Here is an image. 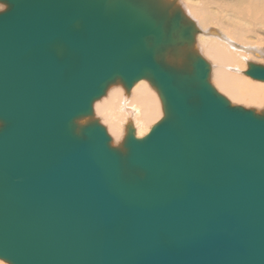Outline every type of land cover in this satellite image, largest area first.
Returning a JSON list of instances; mask_svg holds the SVG:
<instances>
[{
	"label": "water",
	"instance_id": "1",
	"mask_svg": "<svg viewBox=\"0 0 264 264\" xmlns=\"http://www.w3.org/2000/svg\"><path fill=\"white\" fill-rule=\"evenodd\" d=\"M0 2V259L264 264V111L209 82L177 0ZM140 79L163 110L145 135L79 122Z\"/></svg>",
	"mask_w": 264,
	"mask_h": 264
},
{
	"label": "bare ground",
	"instance_id": "2",
	"mask_svg": "<svg viewBox=\"0 0 264 264\" xmlns=\"http://www.w3.org/2000/svg\"><path fill=\"white\" fill-rule=\"evenodd\" d=\"M176 3L195 24L191 50L208 62V79L213 87L229 102H243L250 108L256 107L257 112L263 111L264 81L249 77L245 71L249 63H263L259 57L264 58V0H177ZM242 69L248 77L240 75ZM162 115L157 91L148 81L140 79L128 90L120 82L109 85L105 94L93 103L92 117L79 122L97 119L105 126L111 144L120 146L128 126L136 137H142Z\"/></svg>",
	"mask_w": 264,
	"mask_h": 264
},
{
	"label": "rangeland",
	"instance_id": "3",
	"mask_svg": "<svg viewBox=\"0 0 264 264\" xmlns=\"http://www.w3.org/2000/svg\"><path fill=\"white\" fill-rule=\"evenodd\" d=\"M1 5H3L4 6V4L3 3H0ZM5 8V7H4ZM260 59H261V62H263V63H259L260 61H258V62H255V63H258V64H264V58L262 57H259ZM258 58V59H259ZM243 70L244 69H242V71H241V73H240V75H242V76H244V77H248V76H246L245 74H244V72H243ZM232 101H230V103H231ZM231 104H233V105H240V106H243V107H245V108H250V107H248V106H250V105H246L245 103H243V102H232ZM251 107H253L255 110L257 109L256 107H254L253 105H251ZM262 108V107H261ZM263 111H264V109H263ZM0 261H3V260H0ZM4 263H5V261H3ZM7 263V262H6ZM5 263V264H6ZM9 264V263H8Z\"/></svg>",
	"mask_w": 264,
	"mask_h": 264
},
{
	"label": "snow or ice",
	"instance_id": "4",
	"mask_svg": "<svg viewBox=\"0 0 264 264\" xmlns=\"http://www.w3.org/2000/svg\"><path fill=\"white\" fill-rule=\"evenodd\" d=\"M4 9H3V6L2 5H0V11H3Z\"/></svg>",
	"mask_w": 264,
	"mask_h": 264
}]
</instances>
